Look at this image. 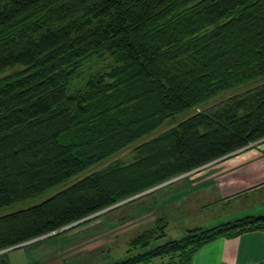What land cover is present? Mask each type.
I'll use <instances>...</instances> for the list:
<instances>
[{
    "label": "trees",
    "instance_id": "1",
    "mask_svg": "<svg viewBox=\"0 0 264 264\" xmlns=\"http://www.w3.org/2000/svg\"><path fill=\"white\" fill-rule=\"evenodd\" d=\"M1 74L3 250L264 140V0H0ZM178 115L129 160L28 203ZM254 230L264 214L111 264H190L204 245Z\"/></svg>",
    "mask_w": 264,
    "mask_h": 264
},
{
    "label": "rangeland",
    "instance_id": "2",
    "mask_svg": "<svg viewBox=\"0 0 264 264\" xmlns=\"http://www.w3.org/2000/svg\"><path fill=\"white\" fill-rule=\"evenodd\" d=\"M8 72L9 70L3 74ZM179 119H181L180 115L169 118L154 132L45 191L35 199L29 200L28 203L33 204L45 199L115 158L129 160L133 146L172 126ZM258 142L250 143L239 152L254 148ZM223 159L224 157L154 186L153 189H159L150 194L139 197L141 195L139 193L91 216L71 222L51 234H44L0 250V254L10 252L14 264H17L22 259L26 260L28 249L41 241L38 247H34V252L30 251V257L33 255L35 257L37 251L43 252L44 246L46 252L57 253L56 259L61 264H111L151 250L167 241L180 240L187 235L189 229L196 227L206 229L249 215L242 213L250 208V199H236L234 202H229L231 196L225 198V203H221L213 199L216 195L213 190L209 192L210 199L203 195V192H208L203 189L208 184L211 188L220 187L219 181L216 182V175L225 171L226 165H223ZM151 190L148 189L146 192ZM247 190L249 189L235 193L233 197ZM137 196V199L130 201ZM6 212L3 209L0 214ZM162 231L164 234H161ZM146 232L151 234L148 245L145 247L133 245V240ZM168 260L167 256L155 257L147 264H163Z\"/></svg>",
    "mask_w": 264,
    "mask_h": 264
},
{
    "label": "crops",
    "instance_id": "3",
    "mask_svg": "<svg viewBox=\"0 0 264 264\" xmlns=\"http://www.w3.org/2000/svg\"><path fill=\"white\" fill-rule=\"evenodd\" d=\"M222 163L226 165L225 171L216 175V182L219 181L220 187L211 188L208 184L203 188L208 192H203V195L210 199L209 192L214 191L216 195L213 199L221 203H225V198L231 196L229 202L250 199V208L242 214H264V140L248 151L224 157ZM245 189L249 190L233 197V194ZM40 242L34 247H38ZM34 247L28 249L29 257L17 264H61L56 259L57 253L46 252L44 246L43 252L37 251L35 257H30V251L35 250ZM3 257L4 264H14L10 252ZM190 264H264V231L254 230L233 238L214 240L196 251Z\"/></svg>",
    "mask_w": 264,
    "mask_h": 264
},
{
    "label": "water",
    "instance_id": "4",
    "mask_svg": "<svg viewBox=\"0 0 264 264\" xmlns=\"http://www.w3.org/2000/svg\"><path fill=\"white\" fill-rule=\"evenodd\" d=\"M153 189V188H152ZM151 190V189H150ZM144 192H146V191H144ZM144 192H142V193H144ZM142 193H140V194H142ZM127 200V199H126ZM53 232H55V231H53ZM53 232H51V233H53ZM51 233H48V234H51Z\"/></svg>",
    "mask_w": 264,
    "mask_h": 264
}]
</instances>
